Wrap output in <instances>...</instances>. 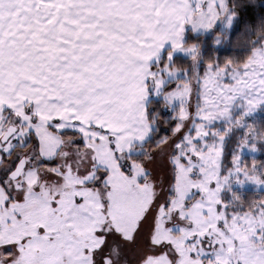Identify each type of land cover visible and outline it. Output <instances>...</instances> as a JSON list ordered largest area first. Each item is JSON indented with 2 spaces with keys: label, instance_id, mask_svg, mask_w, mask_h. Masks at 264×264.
<instances>
[{
  "label": "snow or ice",
  "instance_id": "snow-or-ice-1",
  "mask_svg": "<svg viewBox=\"0 0 264 264\" xmlns=\"http://www.w3.org/2000/svg\"><path fill=\"white\" fill-rule=\"evenodd\" d=\"M260 112L264 0H0V264H264Z\"/></svg>",
  "mask_w": 264,
  "mask_h": 264
},
{
  "label": "trees",
  "instance_id": "trees-1",
  "mask_svg": "<svg viewBox=\"0 0 264 264\" xmlns=\"http://www.w3.org/2000/svg\"><path fill=\"white\" fill-rule=\"evenodd\" d=\"M238 58H242V57H238ZM256 120H257V122L264 121V115L263 116H256ZM245 159H248L247 155H245ZM237 191H239V190H237ZM243 191L245 193V199H248L254 195L255 189L252 186H248L245 189H243ZM261 194H264V189H261Z\"/></svg>",
  "mask_w": 264,
  "mask_h": 264
},
{
  "label": "rangeland",
  "instance_id": "rangeland-1",
  "mask_svg": "<svg viewBox=\"0 0 264 264\" xmlns=\"http://www.w3.org/2000/svg\"><path fill=\"white\" fill-rule=\"evenodd\" d=\"M263 115H264V112H260V113L257 114V116H263ZM246 155L248 156L249 154H246ZM248 186H252V185L251 184H248V185L245 186V188L248 187ZM236 190H239V189L237 188Z\"/></svg>",
  "mask_w": 264,
  "mask_h": 264
}]
</instances>
